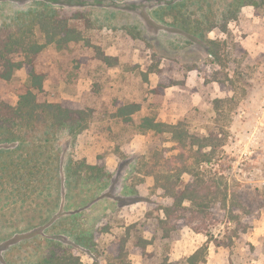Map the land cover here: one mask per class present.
Returning a JSON list of instances; mask_svg holds the SVG:
<instances>
[{"label": "rangeland", "instance_id": "1", "mask_svg": "<svg viewBox=\"0 0 264 264\" xmlns=\"http://www.w3.org/2000/svg\"><path fill=\"white\" fill-rule=\"evenodd\" d=\"M37 1L1 0L0 28L23 18ZM169 1L58 0L57 10L77 13L70 25L82 40L49 45L36 58V71L46 76L39 98L91 111L89 128L77 139L62 133L55 150L63 163L85 160L103 166L108 176L103 183H71L61 198L59 188L48 199L30 196L28 188L4 192L0 264L36 263L50 250L48 238H57L84 264H187L207 237L185 227L177 240H163L158 221L166 220L162 209L169 201L156 189L154 163L165 149L171 150L168 158L176 154V145L169 134L140 133L136 125L155 116L169 124L184 121L191 132L206 134L216 116L212 101L232 96L238 104L231 113L223 165L243 183L244 195L257 211L247 238L256 249L210 244L204 264H264V0H241L255 5L242 7L226 32L217 27L208 34L222 43L226 68L172 27L169 12L166 22L158 20L155 13ZM233 1L186 0L192 20L207 14L217 25ZM36 38L45 42L39 31ZM103 56L112 58L113 65L103 62ZM227 75L235 81V92L221 90L214 81H227ZM160 81L173 84L163 95L156 92ZM27 84L28 71H17L0 86L3 99L16 105ZM130 103L139 104L141 111L133 116L135 124L127 126L114 114L118 105ZM67 193L74 202L68 203ZM83 201L90 203L82 206ZM48 209L56 213L44 214ZM83 231L91 236L83 238ZM140 239L150 244L140 245ZM12 242L16 244L10 247Z\"/></svg>", "mask_w": 264, "mask_h": 264}, {"label": "trees", "instance_id": "2", "mask_svg": "<svg viewBox=\"0 0 264 264\" xmlns=\"http://www.w3.org/2000/svg\"><path fill=\"white\" fill-rule=\"evenodd\" d=\"M233 2L223 12V23L219 25L207 14L192 20L193 13L186 0L166 2L162 5L164 9L155 14L158 20L166 22L164 16L169 12L172 27L189 40L199 42L214 58L215 64L226 68L221 55L222 43L209 39L208 34L217 27L226 32L228 23L237 20L242 7L255 5L251 1ZM57 4L58 0H38L35 8H30L23 18L0 28V86L11 81L17 71H28L27 87L19 95L16 105L4 100L0 92V196L11 188L18 193L21 188H28L30 196L36 195L40 199L44 194L48 199L52 189L59 188L61 198L63 190H70L71 183L79 180L103 183L107 180L108 173L103 166L85 160L63 163L55 150L62 133L77 139L89 128L91 111L39 98L44 93L46 76L36 71V58L49 45L64 47L82 40L81 33L70 25L77 13L68 16L69 13L56 9ZM38 31L44 36V43L36 38ZM101 60L109 64L113 59L103 56ZM214 81L223 91H236L235 81L229 75L227 81L219 78ZM171 86L173 84L160 81L156 92L163 95ZM237 104L235 96L213 100L216 116L206 134L191 132L184 121L169 124L158 121L155 116H145L136 125L140 133L169 134L176 145V154L168 158L166 153L171 150L165 149L157 153L154 163L156 189L169 201L162 209L166 220L159 218L158 221L160 228L163 227L160 235L163 240H177L179 231L185 227L207 237V242L188 257L187 264L206 263L210 244L228 249L235 244H244L256 249L247 238L255 228L257 211L246 199L243 183L226 172L223 165L231 113ZM117 108L115 120L127 126L135 124L133 116L141 111L137 103L121 104ZM67 200L74 202L72 198L67 197ZM89 203L83 201L82 206ZM52 213L56 211L48 209L44 212ZM76 215L70 214L74 218ZM83 233L86 234L83 238L91 236L89 231ZM69 234L73 235L71 231ZM56 240L47 239L50 250L34 264H84L78 255L66 252ZM139 242L140 245L150 244L142 239ZM14 244L12 242L10 247Z\"/></svg>", "mask_w": 264, "mask_h": 264}, {"label": "crops", "instance_id": "3", "mask_svg": "<svg viewBox=\"0 0 264 264\" xmlns=\"http://www.w3.org/2000/svg\"><path fill=\"white\" fill-rule=\"evenodd\" d=\"M249 52H250V50H249ZM257 229V228H256Z\"/></svg>", "mask_w": 264, "mask_h": 264}]
</instances>
